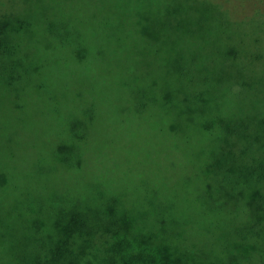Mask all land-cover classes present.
I'll list each match as a JSON object with an SVG mask.
<instances>
[{
  "label": "trees",
  "instance_id": "obj_1",
  "mask_svg": "<svg viewBox=\"0 0 264 264\" xmlns=\"http://www.w3.org/2000/svg\"><path fill=\"white\" fill-rule=\"evenodd\" d=\"M191 1L201 13L219 7L213 22L241 32L227 6ZM83 7L84 0H0V117L2 106V121L17 124L33 104L53 111L40 115L36 149L0 159V264H264V91L245 77L249 52L222 45V61L181 60L163 97L134 95L139 79L104 81L131 97L128 108L112 106L119 120L112 113L98 125L100 99H84L96 91L89 85L75 89L83 101L56 104L65 94L57 76L88 58ZM135 117L152 118L163 132L167 161L137 183L143 160L129 162L116 128H99L115 120L125 131ZM18 164L27 173L8 178Z\"/></svg>",
  "mask_w": 264,
  "mask_h": 264
},
{
  "label": "rangeland",
  "instance_id": "obj_2",
  "mask_svg": "<svg viewBox=\"0 0 264 264\" xmlns=\"http://www.w3.org/2000/svg\"><path fill=\"white\" fill-rule=\"evenodd\" d=\"M208 1L231 9V18L242 20V23L234 26L241 32L228 31L213 22L211 13L221 10L214 4L204 5L206 10L201 13L198 3L191 0H84L83 16L89 25L84 31L88 58L81 67L76 69L68 65L64 73L57 76L59 87L65 89V94L57 97L56 104L63 107L69 104L72 96L83 101L91 94H97L100 101L94 122L104 125L109 117L113 118L112 106L118 103L119 107L120 102V109L128 108L131 97L125 92L118 93L115 85L113 88L104 81L139 79L140 86L133 85L134 95L152 91L163 97L179 71L176 69L177 63L188 60L195 64L199 60H208V57L221 60L216 53L222 45L241 48L243 54L249 52L248 60L253 61V65L246 70L245 77L249 82L259 85L260 89L263 87L261 91H264V78L259 76L264 75V0ZM251 18L254 20L251 21ZM86 84L96 91L87 92L84 99L77 98L75 89ZM104 84L110 89L107 95L100 92ZM9 96L5 102L13 95ZM135 98L131 104L136 101ZM43 107L42 111H38L37 104H33L24 124L11 120L7 122L6 107H1L0 159L8 156L18 160L22 158L24 149L37 148L38 134L43 124L40 115H51L53 112L50 105ZM150 109H155L157 114L164 110L162 105L152 104ZM117 112L113 114L119 120ZM3 117L5 122L2 121ZM152 120L150 117L147 120L132 118L122 124L125 131H122V127H115V120L110 121L109 127H99L108 135L116 128V140L130 154L129 162L143 160L144 166H136L139 171L137 178H134L135 183L150 180L154 177V168L167 163L160 154L166 137L163 132L158 133ZM117 123L121 124L119 121ZM140 169H145L146 174ZM8 171V178L27 173L24 164L22 169L18 164ZM117 185L120 187L119 182ZM128 188H135L134 183L130 182ZM149 196L159 201L161 192L155 185L149 184ZM2 256L3 251H0Z\"/></svg>",
  "mask_w": 264,
  "mask_h": 264
}]
</instances>
